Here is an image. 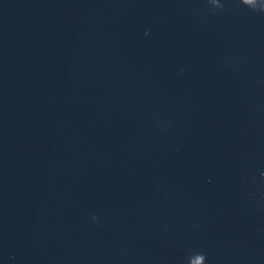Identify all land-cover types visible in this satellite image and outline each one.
<instances>
[{"label": "water", "instance_id": "water-1", "mask_svg": "<svg viewBox=\"0 0 264 264\" xmlns=\"http://www.w3.org/2000/svg\"><path fill=\"white\" fill-rule=\"evenodd\" d=\"M0 264H264V0H0Z\"/></svg>", "mask_w": 264, "mask_h": 264}]
</instances>
